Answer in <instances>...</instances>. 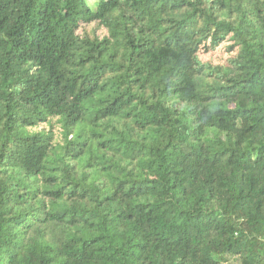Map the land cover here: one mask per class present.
Here are the masks:
<instances>
[{"label": "trees", "instance_id": "trees-1", "mask_svg": "<svg viewBox=\"0 0 264 264\" xmlns=\"http://www.w3.org/2000/svg\"><path fill=\"white\" fill-rule=\"evenodd\" d=\"M0 264H264V0H0Z\"/></svg>", "mask_w": 264, "mask_h": 264}]
</instances>
